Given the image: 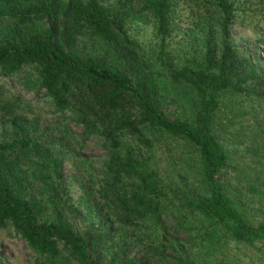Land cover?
<instances>
[{
	"label": "trees",
	"instance_id": "1",
	"mask_svg": "<svg viewBox=\"0 0 264 264\" xmlns=\"http://www.w3.org/2000/svg\"><path fill=\"white\" fill-rule=\"evenodd\" d=\"M257 16L264 0H0V80L80 128L46 132L0 81V229L35 264H264V66L230 39Z\"/></svg>",
	"mask_w": 264,
	"mask_h": 264
},
{
	"label": "rangeland",
	"instance_id": "2",
	"mask_svg": "<svg viewBox=\"0 0 264 264\" xmlns=\"http://www.w3.org/2000/svg\"><path fill=\"white\" fill-rule=\"evenodd\" d=\"M245 1V0H239ZM258 1V0H246ZM178 30L172 43L177 41L186 28V20L183 13L180 12V22H178ZM140 45L146 44L150 39L149 30L137 32L135 35ZM230 39L236 45L237 49L243 50L246 55H256L257 61L254 62L255 66H264V18L253 17L248 19L247 23L230 25ZM252 47L258 50L254 51ZM5 88L12 94H20L23 99L31 104L34 109V114L38 117L41 129L49 132L53 129H58L63 125H68L75 133H80V128L75 126L69 113L62 117L51 108L47 102L44 92L36 90H23L22 84L14 79L0 80ZM1 132V130H0ZM85 158L90 162L93 171L98 169L104 160V153L99 150L96 145L88 144L83 149ZM96 171V170H95ZM62 177L68 186V195L72 203L80 198L81 191L71 180L72 171L68 164H64L62 169ZM76 227L83 229V224L80 219H76ZM0 255L4 264H35L34 257L27 244L18 236H15L11 229H0Z\"/></svg>",
	"mask_w": 264,
	"mask_h": 264
}]
</instances>
